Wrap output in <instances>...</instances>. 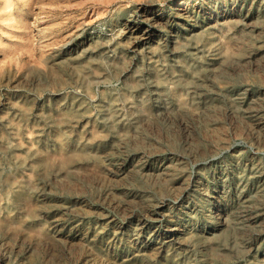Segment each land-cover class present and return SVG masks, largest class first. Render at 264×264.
Here are the masks:
<instances>
[{"label":"rangeland","instance_id":"rangeland-1","mask_svg":"<svg viewBox=\"0 0 264 264\" xmlns=\"http://www.w3.org/2000/svg\"><path fill=\"white\" fill-rule=\"evenodd\" d=\"M180 1L29 0L28 56L0 51V264H264V0Z\"/></svg>","mask_w":264,"mask_h":264},{"label":"bare ground","instance_id":"bare-ground-1","mask_svg":"<svg viewBox=\"0 0 264 264\" xmlns=\"http://www.w3.org/2000/svg\"><path fill=\"white\" fill-rule=\"evenodd\" d=\"M188 1L189 0H181L177 4L178 9L182 11V7L186 5ZM32 4L33 2H29V0H13V2L11 0L0 1V22L6 23V28H8V35H4V40L0 39V51L3 52V58L6 59L11 57L12 55H18L19 58L23 59L28 56L26 53L29 52L30 47L27 34L29 28L27 18H24V11L29 10ZM164 16L159 14H151V19L156 21L159 20L161 22V19L164 20ZM104 25H106L105 22L98 23L97 25H95V27H92V31L90 32V37L97 40L96 45H98L99 47L105 46L108 41V39L104 38V36H99V32ZM87 31L88 29H85L84 33H86ZM92 35H94V37ZM142 36L143 39H149L152 36V31H144ZM82 41H85V39L83 38ZM7 42H11L10 45H7ZM2 145L3 147L9 146V142L2 141ZM1 152L2 150L0 149V153ZM24 183L26 186L25 192L20 191L17 193L18 199H24L21 203H32V201L34 202V199L38 200L42 195V191L37 186V184L30 178H26L24 180ZM24 194L25 196H23Z\"/></svg>","mask_w":264,"mask_h":264}]
</instances>
